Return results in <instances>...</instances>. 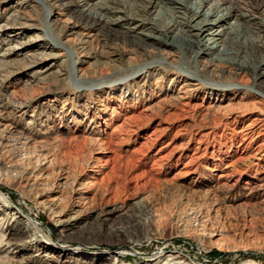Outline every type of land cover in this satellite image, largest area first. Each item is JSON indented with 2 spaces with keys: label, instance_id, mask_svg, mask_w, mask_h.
Here are the masks:
<instances>
[{
  "label": "rangeland",
  "instance_id": "obj_1",
  "mask_svg": "<svg viewBox=\"0 0 264 264\" xmlns=\"http://www.w3.org/2000/svg\"><path fill=\"white\" fill-rule=\"evenodd\" d=\"M14 1L0 0L1 22L8 19L7 10ZM26 4L24 17L33 26L23 37L38 35L41 45H50L47 35L51 34L73 55L67 58L62 50L66 57L57 59L52 71L39 81L33 73L38 67L44 70L50 61L35 68L21 65L17 57L0 61V114L14 112L13 128L0 133V196L6 209L35 222L43 235L42 245L80 253L73 260L75 264H84L86 255L112 250L117 246L115 233L123 239L139 237L130 245V264L162 257L170 251L179 252L192 264H264V193L244 189L247 181H253V171L236 173L227 187L212 185L228 163L241 167L239 157L243 154L236 152L238 130L248 118H264L263 101L256 103L242 122L231 124L223 118L221 122L213 121L198 98L192 101L196 108L185 110L170 100L157 103L158 92L153 87L120 98L108 83L135 66L138 56L131 55L133 65L127 57L120 63L103 65L104 56L109 49L129 54L130 47L113 43L111 38L104 40L109 35L103 30L85 39L78 36L83 29L65 33L67 16H58L60 10L50 0H26ZM7 35L0 36V50L15 42L6 41ZM176 56L170 62L185 65L183 57ZM71 60L76 61V78L71 75ZM59 63L62 76L55 73ZM77 77L92 88H79ZM170 77L165 78L164 88ZM17 103L26 108L13 110ZM89 105L96 112L84 117ZM146 106L150 108L143 112ZM92 115L94 121L90 122ZM105 118L109 121L102 124ZM116 126V132H112ZM88 130L93 132H84ZM43 158L50 161L49 169L54 173L68 168L88 173L91 165H96L100 170L93 185L97 200L119 202L126 213L106 228L93 226L82 235L57 241L58 233L47 211L34 200L36 194L45 195L50 186L37 182L30 187L25 183L26 172ZM182 226L185 232H181ZM211 231L221 232L222 249L206 241ZM149 233L154 237H144ZM29 252L16 255L12 264H18ZM5 259L1 258L0 264H6Z\"/></svg>",
  "mask_w": 264,
  "mask_h": 264
},
{
  "label": "bare ground",
  "instance_id": "obj_2",
  "mask_svg": "<svg viewBox=\"0 0 264 264\" xmlns=\"http://www.w3.org/2000/svg\"><path fill=\"white\" fill-rule=\"evenodd\" d=\"M50 1L58 6V16H67L64 20L65 33L73 34L77 29H83L84 32L78 33V36L85 39L103 30L109 35V39L104 40L111 38L113 43L130 47V53H124L125 55L109 49L105 53L103 65L108 62L120 63L124 57L133 65L134 58L131 55L138 56L139 60H135L138 62L134 61L135 66H131L128 72L108 83L110 87L113 86L115 93L118 92L120 98L135 94L141 88L143 93L145 87H153L158 92L157 103L170 100L180 110H185L192 107V101L198 98L201 100L200 105L206 108L213 121L221 122L223 118L231 124L242 122L243 116L255 108L256 103H264V0ZM26 6V0H15L7 10L8 19L0 21V36L8 32L6 41H15L0 50V61L9 62L17 57L21 65L26 64V68H35L50 61L44 70L39 67L34 70L33 74L39 81L52 71V66L63 55L62 50L67 58H72L73 52L51 34L47 35L52 41L50 45H41L38 35L23 37L27 29L33 26L24 17ZM46 14L49 15L48 10ZM49 26L48 24L47 28ZM177 54L183 57L185 65H174L170 62H173ZM61 66V63L56 65L57 76H62ZM76 72V61H72L73 78L78 76ZM168 75L171 77L164 88ZM80 77L75 79L78 87L90 90L92 85H83ZM231 101L235 102L230 103ZM225 102L230 104H224ZM14 107L13 110L20 111L26 105L17 103ZM196 107L197 104L194 108ZM149 108L144 107L143 112ZM95 112V107L89 105L85 108L84 117ZM13 113L0 114V133H6L13 128ZM93 116L90 122L94 121ZM108 121L109 118H105L102 124H107ZM118 127H122L120 123ZM116 130L117 126L112 132ZM238 135L240 142L236 146V152L243 154V157L238 156L241 167L236 168L234 162L228 163L212 185L217 188L227 187L236 173L253 171L250 176L253 181H247L244 189L251 192L255 188L264 193V118H248L247 123L238 130ZM83 137L87 138V134ZM94 138L92 140H101ZM252 144L255 146L252 147ZM49 164L47 158L38 160L26 172L25 183L30 187L33 184L36 186L37 182L50 186L45 195L36 194L34 200L47 211L58 233L57 241L65 242L75 235H82L93 226L98 229L106 228L116 217L126 213L119 202L100 203L97 200L93 185L100 170L96 165H91L88 173L76 168L60 169L61 173H54L49 169ZM185 231L182 226L181 232ZM115 235L117 246L110 251L84 256V264H130L127 262L129 248L139 237L123 239L118 233ZM206 235V241L210 245L219 250L223 248L220 231L207 232ZM144 237L151 239L154 234L149 233ZM41 238L43 235L35 222L17 212H9L0 196V259L6 258V264H12L16 255L30 251L18 264H75L74 259L80 253L68 252L56 245H42ZM132 264L192 263L179 252L170 251L162 257Z\"/></svg>",
  "mask_w": 264,
  "mask_h": 264
}]
</instances>
